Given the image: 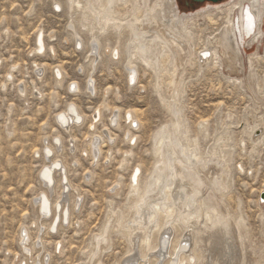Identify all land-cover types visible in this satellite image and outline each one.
<instances>
[{
    "label": "rangeland",
    "instance_id": "1",
    "mask_svg": "<svg viewBox=\"0 0 264 264\" xmlns=\"http://www.w3.org/2000/svg\"><path fill=\"white\" fill-rule=\"evenodd\" d=\"M57 1L60 3L58 12L53 8L55 0H0V264H25L19 247V234L24 230L28 233L31 250L28 263L35 261L38 255L35 241L41 238L46 256L49 255V264H87L91 242L95 234L101 231L107 214L114 212L120 218L129 217L128 207L135 196L128 195V176L134 166L140 167L142 178L147 175L154 159L151 135L170 120L156 94L157 83L149 74H143L141 64L137 63L136 68L140 83L127 85L121 63L109 61L106 48L119 47L110 35L99 37L101 59L93 75L95 83H88L96 90L88 98L84 87L89 68V33L78 25L79 11L71 14L65 0ZM175 3L186 14L205 8H185L183 0H175ZM70 16L82 39L79 48L71 41V31L67 29ZM261 20L264 32V16ZM204 28L207 34L211 33L210 27ZM39 31L44 37V55H37L33 50ZM198 36H201L200 33H195V37ZM197 43L195 41V45ZM259 44L260 59L255 60L254 87L257 93L264 95L263 37ZM243 50L246 52L243 56L247 59L256 52L257 44L250 48L244 46ZM36 64L38 68H34ZM183 67L176 102L186 120L189 136L197 140L202 153L212 150L214 138H224L223 144H227V147L222 151L229 169L226 178L228 186L224 192L226 208L234 218H244L250 250L255 259L264 263V206L258 202L261 194H264V136L257 140L253 135H259L260 130L251 132L246 126L252 112L256 118L264 116L252 109L250 100L253 97L241 83L231 82L224 77L225 71L201 63ZM179 68V72H182V67ZM55 69L61 72L62 83L54 82ZM7 77H11V80ZM73 81L77 82L79 88L75 95L67 89ZM160 85L163 86L161 96L167 98L169 86L166 83ZM66 104H76L87 117L83 126L70 132L76 140L72 155L78 164L69 180L80 195L77 199L79 202L82 200L81 206L72 211L69 221L51 233L47 223H41L39 230L33 213V200L41 190L39 172L43 160L38 151L43 141L50 146L58 140L61 148L59 151L53 149L52 158L59 152L61 166L67 169L71 166L72 144L68 143L65 129L55 122V116L63 111ZM101 107V121L95 130L88 132L91 117ZM115 110H119L120 119L113 122V117L110 124L109 119ZM127 111L135 112L140 121L135 134L138 140L134 146H129L131 142L124 139L128 123H124L123 116ZM200 121L207 123L203 124V133L202 127L198 129ZM89 134L95 141L101 135L103 138L99 139L100 142L107 139L113 145L112 157L105 165L103 157L108 147L103 149V155L95 163H91L86 154L83 157L82 150L87 149L85 137ZM129 150L132 156L127 159V164H121L123 152ZM238 166L243 172L239 173ZM86 172H91V181L89 177L87 181L83 179ZM117 181L121 186L111 192ZM174 236L177 238L179 232ZM158 238L159 234L155 231L151 248L156 246ZM108 243L109 247L101 253L98 264H122L126 259H141V254L144 256L139 260L142 264H167V258L164 260L163 256L168 248L164 250L158 247L147 252L142 246L134 250L125 234L115 231L109 233ZM158 251L161 253L156 262L155 253Z\"/></svg>",
    "mask_w": 264,
    "mask_h": 264
},
{
    "label": "bare ground",
    "instance_id": "2",
    "mask_svg": "<svg viewBox=\"0 0 264 264\" xmlns=\"http://www.w3.org/2000/svg\"><path fill=\"white\" fill-rule=\"evenodd\" d=\"M55 2V9L58 7L60 10V3L57 0ZM263 2L264 0H230L186 14L178 9L175 0H65L69 13L79 11L78 25L89 33V68L84 87L88 98L96 90L95 86L91 88L88 83H95L93 75L101 59L99 37L110 35L115 38V44L119 47L106 48L109 61L121 63L127 85H132L133 79L135 83H140L136 68L138 69L137 63L141 64L144 67L143 74H149L157 83L156 94L170 117L167 123L151 135L154 159L147 175L142 178L140 167L134 166L128 176V195L135 196L128 207L129 217L120 218L114 212L107 214L101 231L95 234L91 242L87 264H98L101 253L109 247V233L114 231L124 233L134 250L142 246L147 252L158 247L164 250L168 248L163 256L164 260L167 258V264H264L255 259L250 250L244 218H234L226 208L224 192L228 186L226 178L229 169L222 151L227 147V144H223L224 138H214L212 150L202 153L197 140L189 136L186 120L176 102L183 66L208 64L219 71H225L224 77L227 80L241 83L253 97L250 100L252 109L260 111L258 114L261 117L264 116V95L257 93L254 87L255 60L260 59L258 45L264 38L261 20L264 16ZM69 23L67 29L71 31V41L79 48L82 39L75 30L72 16ZM248 23L253 24L251 30L248 29ZM205 26L211 28V33H206ZM195 33H200L201 36L195 37ZM195 41L198 42L197 45ZM34 44V52L44 55L45 44L41 31L36 35ZM254 44H257L256 52L247 56V59L244 58V46L250 48ZM179 67H182V72H179ZM34 68H38V65H34ZM53 73L54 82L62 83L61 72L55 69ZM7 78L11 80V77ZM70 83L67 89L75 95L79 90L77 82ZM160 83L169 86L167 98L160 94L163 87ZM70 86L73 90L69 89ZM107 91L108 89L105 90V95ZM20 92L24 93V90ZM101 109L102 107L95 110L91 117L88 132L95 130L101 121ZM255 115L252 112L251 120L247 121L246 126L251 132L260 130L259 135H253L260 140L264 136V118H256ZM112 119L113 122L119 121V110L113 111L110 124ZM86 120L87 117L76 104H66L63 111L55 116L56 124L65 129L68 143L72 144L69 169L61 166L59 152L52 158L53 149L59 151L61 148L60 141L59 145L56 140L50 146L43 141L38 151L43 160L39 172L41 190L33 200V213L39 223V230L41 223H47V229L54 233L69 221L72 211L81 206L82 199L79 202L77 198L80 195L69 180L78 164L77 160H73L76 140L70 132L83 126ZM123 120L128 123L124 139L131 142L129 146H134L138 140L135 134L140 121L135 112L131 111L125 112ZM204 123L205 121H200L197 124L198 129L202 127L201 133L205 132ZM98 138L103 137L98 135ZM85 139L87 149L82 150V153L83 157L86 154L90 158L91 163H95L96 159L99 161L103 149L109 148L103 157L105 165L112 157L113 145L107 139L95 141L92 134ZM123 154L121 164H127L132 151ZM237 169L239 173L243 172L241 167L238 166ZM90 174L91 172H86L83 179L87 181ZM120 186V181H117L111 192L117 191ZM56 188L59 189L58 192ZM259 199L258 202L264 206V201L260 197ZM155 231L159 238L156 246L151 248L150 242ZM177 232L179 236L175 238ZM19 241L25 264H49V255L46 256L41 238L35 241L38 255L33 263H28L31 250L26 230L19 234ZM160 253H155L156 262ZM140 258L143 259L144 256L141 254ZM141 259H126L122 264H142L139 262Z\"/></svg>",
    "mask_w": 264,
    "mask_h": 264
},
{
    "label": "water",
    "instance_id": "3",
    "mask_svg": "<svg viewBox=\"0 0 264 264\" xmlns=\"http://www.w3.org/2000/svg\"><path fill=\"white\" fill-rule=\"evenodd\" d=\"M185 1V7H190L189 2L195 6H216L230 0H183ZM261 201H264V194H261Z\"/></svg>",
    "mask_w": 264,
    "mask_h": 264
},
{
    "label": "snow or ice",
    "instance_id": "4",
    "mask_svg": "<svg viewBox=\"0 0 264 264\" xmlns=\"http://www.w3.org/2000/svg\"><path fill=\"white\" fill-rule=\"evenodd\" d=\"M56 10H57V11H59V8L57 7V9H56ZM247 26H248V29H249V30H251V28H252L253 24H249V23H248V25H247ZM132 82H133V83H135V80L133 79V80H132ZM49 155H51V153H49ZM57 167H59V166L57 165Z\"/></svg>",
    "mask_w": 264,
    "mask_h": 264
},
{
    "label": "flooded vegetation",
    "instance_id": "5",
    "mask_svg": "<svg viewBox=\"0 0 264 264\" xmlns=\"http://www.w3.org/2000/svg\"><path fill=\"white\" fill-rule=\"evenodd\" d=\"M188 4L190 5V7H188V9L194 8V6H195L192 3H190V2ZM183 5L185 7V1H183ZM185 8H187V7H185Z\"/></svg>",
    "mask_w": 264,
    "mask_h": 264
},
{
    "label": "built area",
    "instance_id": "6",
    "mask_svg": "<svg viewBox=\"0 0 264 264\" xmlns=\"http://www.w3.org/2000/svg\"><path fill=\"white\" fill-rule=\"evenodd\" d=\"M56 12H58V11H56ZM70 90H73V88L70 86V88H69Z\"/></svg>",
    "mask_w": 264,
    "mask_h": 264
}]
</instances>
